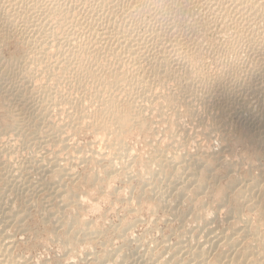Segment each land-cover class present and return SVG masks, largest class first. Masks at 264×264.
<instances>
[{
    "label": "bare ground",
    "instance_id": "6f19581e",
    "mask_svg": "<svg viewBox=\"0 0 264 264\" xmlns=\"http://www.w3.org/2000/svg\"><path fill=\"white\" fill-rule=\"evenodd\" d=\"M23 1L0 0V43L8 27L20 16L28 24L41 12L45 18H38L37 28L45 27L47 21V25L54 22V28L51 40L48 35L49 41L41 42L31 55L18 52L6 61L8 57L3 59L0 53V183L6 184L4 189L0 186V264H34L31 255L17 251L16 237L9 232L12 225L17 230L25 227L33 206L52 233L58 232L54 226L58 224L65 226L66 232L68 226L88 237L98 235L77 216H67L69 208L80 209L79 199L61 182L65 174H76L74 161H86L90 156L87 152L91 146L86 145L89 149L85 150L83 145L69 143L71 136H77L74 133L83 130L96 134V139L99 136L104 145V149L93 150L90 164L104 169L106 178L137 177V183L144 185L140 198L152 201L154 209L167 211L169 217L177 218L182 224L174 243L163 236L160 242L153 240L154 245L152 242L142 245L143 250L127 243L106 246V252L95 259V264H264V222L258 221L262 224L255 226L243 216V209L249 204L264 217V184L260 177L247 179L236 174L240 157L230 149L234 143L244 142L264 155L261 151L264 117L248 122L240 118L237 110L242 89L245 93L263 89L264 80L258 78L261 83H253L252 76L264 79V0H31L32 4L26 0L31 5L28 11L32 16L27 10L21 14L20 8H16L19 4L23 7ZM181 100L184 109L178 112ZM200 107L205 114H198ZM180 114L194 119L195 128H199L195 134H192L195 128L188 129L190 126L186 127L182 121L187 116L182 119ZM155 120L161 124L172 121L173 126H167L170 133L166 134L168 138L173 135L175 140L170 138L172 146L168 151L161 149L160 144L152 147V156L135 172V163L130 162L132 151L122 134L132 128L151 131V122ZM200 136L204 137L205 142L201 137L203 145L207 143L205 155L194 158L189 152L177 151L189 145L188 138ZM30 141L46 156L39 158L38 164L28 161L30 164L25 165V160L23 163L17 160L16 164L13 159L20 156V148L26 151ZM8 147L14 150L10 152ZM169 150L175 152L167 157ZM26 172L37 176L23 178L26 184L22 179L25 186L20 187L25 190V196L31 194L29 198H32L39 189L47 191L44 199L34 200V205L32 201L17 204L14 197L10 199L11 194L18 200V195L22 197L18 192L20 187L16 186ZM221 173L228 177V183L220 190L216 203L219 206L214 208L226 206V223L221 227L206 225L202 235H197L194 229V233H188L185 228L188 221L206 222L201 211L213 207L204 198L216 192ZM98 177L93 171L88 180L96 183ZM189 202L198 204L189 207L186 204Z\"/></svg>",
    "mask_w": 264,
    "mask_h": 264
},
{
    "label": "rangeland",
    "instance_id": "374dc122",
    "mask_svg": "<svg viewBox=\"0 0 264 264\" xmlns=\"http://www.w3.org/2000/svg\"><path fill=\"white\" fill-rule=\"evenodd\" d=\"M25 1L21 2V3H24L23 4V7L21 6L22 4H19L16 7L18 9L20 8L19 9L20 10V13L22 12L21 14L25 13L26 10L27 11L28 10L30 11V8H31V5L29 3L32 4V1L31 0H29V1L27 0L29 2L28 3L26 1L28 4ZM25 4H26L27 7L25 6ZM29 5H30V7H29ZM23 8L25 9V11H24ZM18 9H17V11H19ZM21 10H23V11H21ZM29 11H28V13L27 12L26 13L28 15H31V14H29ZM40 13L41 12H37L38 15ZM37 14L34 15L33 18H31L32 19L31 22L33 23V26H31V27H30V23L31 22H29L27 24L25 21H23L24 20V19H22L23 17L20 16L17 19V21L15 22V24H13L14 27H13V25H11L10 27H8L9 29L7 28L8 30H6V32H8V33L6 34V37L4 38L5 41L3 40V42H1L3 45H1V43H0V45L2 46V47H0V49H1L0 50V53H1V56L2 57L4 56L3 59L6 58V57H8L5 60L6 61L8 59L10 60L11 57H13V56L16 55L14 53H17V55L19 53L20 54L24 53L26 55H28L30 53V55H31V54H33V52L35 51V49H37L43 42H46L49 37H50L49 39L51 40V37H52L51 36L52 35V31L51 30L54 28V26H53L54 22H53V24H51L52 23L51 22L49 25H47V22H48L47 21L44 24L45 27L44 26L43 27L40 26V28H37V27H39V24H40L38 22V20L41 19V18H45V17H42L41 16L43 13H41L40 16H38V17H37ZM28 15H26V16H28ZM43 15H45V14H43ZM24 22L26 23V25H29V27L28 26H25V23ZM43 22H45V20ZM43 22H41V23H43ZM22 23H24V24H22ZM32 23H31V25H32ZM36 23H39V24L36 25ZM34 25L36 26V28H35L36 31H34L35 30L34 29V27H35ZM48 26H49V29H50V30L48 29L49 30V33H47L48 30H46V28H48ZM11 27H12L13 30H10ZM27 27H28V29H27ZM45 30H46V34H45ZM56 30H58V29H56ZM58 31H60V29ZM58 31H56V32H58ZM30 33H31V36H30ZM37 33L39 34V37H36V35H38ZM41 34H42V36H43V34L45 36L42 37ZM56 34L57 35L58 34L60 35V32H58ZM8 35H9V37H8ZM48 35H49V37H48ZM35 37H36V43H34L35 42ZM46 37H47V39H46ZM26 38H27V40L29 42H27ZM39 38H41V39L39 40ZM37 39L40 42L37 41ZM42 39L43 40L45 39V40L43 41ZM23 40H24V42L26 41L25 42L26 44L24 42L23 43L21 42ZM30 40L31 41L34 40L32 44H31V41ZM4 42H7V43H4ZM37 42H38V44H37ZM18 44H20V45H18ZM9 45H10V48H9ZM32 45H33V47H32ZM19 46H22V47H19ZM30 46H31V48H30ZM23 47H25V48H23ZM32 48H33V50H32ZM18 49H19V51H18ZM30 49H31V52H30ZM254 76L255 75L252 76V79L254 80L253 83H256V82L257 83H261L259 81V79H262V81L264 80L261 76H257V77L256 76L254 77ZM52 82H53V80H52ZM262 83L263 84H261V85L264 86V82H262ZM153 85L156 86V82H153ZM263 86H261L263 89L260 88V91L259 90L255 91V93L257 92L258 94L260 92V94H259L260 95L259 96L260 98L258 97V94H255L254 92H252L250 90H246L245 89L247 94L244 92L243 89L241 90V92L239 94V97L241 98V100L238 97L239 103L237 105V110H239L238 111V114H239L240 118H242L243 120L248 121V122H251V121H257L259 117H264V112L261 111V110H264V103H263V101H264V99H263L264 98V87ZM156 89H158V88L156 87ZM157 91H159L160 93H162V91H160V90H156L155 91V89H154V92H157ZM261 91L263 92V94H262ZM159 92H157V93H159ZM242 93H243V95H242ZM244 94H246V95H244ZM251 94H252V97H251ZM261 96H263V97H261ZM254 97L256 98V100H255ZM251 98L253 100H251ZM257 99L259 100L258 102H257ZM240 101H243L244 105L245 104L246 105L244 106L242 102H241L242 104L240 103ZM250 101H252V102H250ZM181 103H183L182 100L178 104H181ZM252 103H254V104L252 105ZM249 104H250V106H249ZM181 105L178 108L179 109L181 107L182 108L180 110L177 109L178 112H180L181 110L184 109V107H183L184 104L182 106ZM260 105H263V106H261V107H263V109H261ZM246 106H248V108H249L248 110L245 109ZM253 107H254V110H253ZM200 108H201V110H200ZM200 108H198V114L199 115L200 114L201 115L202 114H205L204 108H202V107H200ZM241 108L243 110H245V112H243V110ZM246 110H247L248 113L250 111V113H249L250 115L248 113H246ZM256 110H258V113H257ZM251 111L254 112V113H252ZM1 112L2 111H0V118H2V116H1L2 113ZM261 112H262V115H261ZM256 113H257V115H256ZM246 114H247V116H246ZM252 114H254L255 117ZM183 115L184 116H182V114H180V118L183 119V117L185 118L187 116L186 119H183L182 120L184 123L186 122L185 123L186 125L185 124L184 125L186 127L187 126H190V127H188V129L190 128V129L193 130L195 128V121H194V119L191 120L192 118L190 116L185 115V114H183ZM242 115H243V117H241ZM259 115H261V116H259ZM252 116H253V118H252ZM248 118L250 119V121H249ZM167 121L168 120H166V122ZM166 122H162L163 124H161V122H159V121H157V122H156V120L155 121H152L151 122L152 123L151 124V126H152L151 129L153 131L152 130L151 131L149 130L150 132L149 131L142 132V131L138 130L137 128H132V129H129V130L125 131L122 134L123 135L122 136L123 141L125 142V140H126V142H125V143H127L126 145L132 151V154H131L130 157L133 158V159H131L129 157V158H127V160L129 159V161H130V159H131L130 162H134L135 163V167H134L135 168V172L136 171L137 172L140 171L141 166H143V165H145L147 163L146 161H148V159L153 154L152 147H155L156 148L155 145L158 144L157 147H160V145H161V149H163L164 151H168L169 147L171 149V146L172 145L170 143V140H171L170 138L173 135L171 136V134H170V136L168 138V135L169 134L167 135L166 133L169 132V131H167L168 130V127L170 125L173 126V124L171 123L172 121H170V120L168 121L169 124H168V122L167 123ZM193 122H194V124H193ZM154 124H156V127H155ZM164 124L166 126H164ZM153 125H154V127H153ZM191 126L194 127V128H192ZM198 129L199 128H195L192 132H194V131L196 132ZM195 132L192 133V134H195ZM88 133H90V134H88ZM124 134H126V135H124ZM74 135H77V136H74ZM74 135H73L74 138L72 136L69 138V139H72V140H69V143H70V141H72L71 142L72 144L70 143L71 145H75V144L78 143L77 145H79L81 147L83 145L82 148H85V150H87L86 147H88V146L89 147L91 146V147H90V149L88 147V149L90 150V152L88 151L87 153H88V156L89 155L90 156H89V158L86 161L85 160L84 161H81L80 160L79 163H78V161H74L72 163V165L74 164V166H73L74 168H76V166H77V168L75 170V173L76 174L74 176H68V175L65 174L64 175L65 177L64 176L62 177L63 180L61 179V182H63L62 183L63 184L62 186L63 187H67L69 189L71 188L70 190L72 192H74L77 195L78 199H79V208L80 209L69 208V211H68V215L67 216L70 217V218H72L74 216H77L82 222H84L86 224L88 223V225L90 226V229L92 231L96 232L98 235H92V237L90 235L88 237V236L84 235L82 232H79L77 228L71 229L68 226H66V228H68L69 230L66 232L65 231L66 230L65 229V226L58 225V224L54 225L56 228H58V232L57 233H52L50 231V229H49V225L47 223H44L42 221L41 216L37 213L38 212L37 211V208L35 206H33L34 203H35L34 200H36V201L41 200L42 197H43L42 199H44L46 197L45 196L46 194H44V193H46L47 191L46 190H43L44 191L43 192L41 189H39L38 191H36L37 194L34 193L35 194V196H34L35 198L34 197L29 198L31 194H28V193H26V195L27 194L28 195L25 196V192H24L25 190L23 189L24 188L23 186H25L26 180H24V179H26V177L34 174V173L31 174V172L29 174H27V172H26L24 174L21 173V174H23V175H21V178L19 177V183L21 185L18 184L19 186L18 185L16 186V187H20V186L23 187V188L20 187V189H22L21 191L18 188V192H20V195H22V197L18 195V198H19V200H18L17 199V196H15V195L13 196L12 194L10 195V199H12V197H14L15 199L13 198L14 199L13 201L16 202V200H17V202H16L17 204H20L21 202H24V201H29V202L32 201V202H30L31 204L34 202L33 205H32L33 208H31V210H30V213L31 212L32 213L29 214L28 220L25 221V223H26L27 226L25 225V227H23L22 230L21 229H18L17 230V226H15V227H14V225H12L13 227L10 226V227L13 228V229L10 228L11 231L9 230L10 235H12L14 233V235H12V237H14V238L16 237L15 240L17 242V251L19 253L25 254L26 256H28V255L30 256L31 255L30 256V259H31L32 262H34V264L35 263L36 264H38V263L39 264H48V263L49 264H57V263L58 264H70V263H72V264H95L96 263L95 262L96 261L95 259L97 257H99L101 254H103V253L106 252V250H107V247L106 246H108V248L118 247V246H121V245H125L126 246V243H127L131 247L133 246V247L139 248L140 250H143V249H141V248H144V246H142V245H146L149 242H152V244L154 245L156 242H158V241L160 242V240L162 238H164V237H167L170 240V243L176 242V240L178 239V236H179V233H178V230L177 229L179 228V224H180V227L182 226V224L179 222V220L177 218H176L177 219L176 220L175 218L169 217L170 214L168 216V212L167 211H164L162 209H158V210L154 209L153 208L152 201L148 200V202H147V201L142 200L140 198V195L143 192L144 185L142 186L139 183H137L138 182V181H136L137 180V177L133 178L134 180L133 179L130 180V178H126V177H123V176H118L119 178L118 177L106 178V175L104 173V169H101L99 167V165L94 166V165H92V164L89 163L90 161H88V160L91 159L90 157H91V154H92L93 150H99V149L101 150L102 148L104 149V147H103L104 145L101 144V142L99 140L100 139L99 136H98V139H96L97 138L96 134H93L91 132H88V130H85V131L83 130L81 132L80 131H77V133H74ZM166 137L168 138V141H167ZM201 137L202 136H200L199 139H197V138L196 139H193L191 137L188 138L189 140H187V142H188L189 145H187L185 148L184 147L179 148L177 151L180 152V153L182 152V154H185V153H188L189 152V154L192 155L194 158H197V157H200V156L205 155V153H204L206 151L205 148H207V146H205V145H207V143H205L203 145V143L205 142V140H204V137H202V139L204 140V142H203V140L201 141ZM172 138L175 140L174 137H172ZM73 139H74V141H73ZM95 139L98 142H96ZM194 141H195V145H194ZM191 142L193 144H191ZM199 142H200V144H201V146L203 148L205 147L204 148L205 150L201 146H199ZM232 142H235V141H232ZM31 143L32 142L30 141L29 147L26 148V151H25V148H23V147L20 148L19 147L21 149V150H19L20 156H22L21 155L22 152H23L22 153L23 156L24 155L25 156L24 157L23 156L20 157L19 155H17L18 157L16 156L15 159H13V161L16 164L18 163L17 160L19 161V163H23V161L25 160L24 161V162H26L25 165L30 164L29 162H32L31 163L32 165L33 164H38V162L40 163V161H41L39 158L42 159V157L46 156V154H43L44 153L43 150H41L37 145L33 146ZM99 144L102 145V146H100ZM196 144H198V146ZM230 144L232 145L233 143H230ZM234 144H233L234 146L233 145L230 146V149L232 148L231 150L233 151V153L239 154V155H236V156L240 157L239 158L240 159V164L238 165V171L236 172V174H238V175L240 174V177H244V178H247L248 177L247 179H250V177L251 178L252 177L253 178L260 177L261 180H262L261 184L263 185L264 184L263 183L264 182L263 181V179H264V177H263L264 176V172H262V169L264 168L263 167L264 165L260 161L263 160L262 162L264 163V159H262V158H264V155H261L260 153L258 154V152H255V149H254L253 146H250L249 147L248 144H245L244 142H242V143H240V142L238 143L237 142L238 145H236V143H234ZM86 145H88V146H86ZM245 145H247L249 148L247 146H245ZM37 147H38V149H37ZM92 147H93V149H92ZM251 147H253L254 151H253V149ZM12 148L9 149V147H8L7 149L9 151L10 150L12 151ZM22 149H23V151H22ZM36 149L38 151H40V152H36L37 151ZM181 149H184V150L181 151ZM13 150H14V148H13ZM184 151H185V153H183ZM261 151L264 152V149L261 150ZM170 152H172V153H170ZM173 152H175V150L174 151L173 150H169V152L167 154V157H168V155L170 156V154H171V156H173V154H174ZM253 152L254 153H257V154L255 155ZM31 153L33 154V156H31ZM28 154H30V155L27 156ZM42 154H43V156H42ZM251 154H252V156H251ZM253 154L255 156H253ZM39 155H40V157H39ZM259 155H260V157H259ZM36 156H37V158H36ZM108 156H110V155H108ZM195 156H197V157H195ZM261 156H262V158H261ZM134 157H135V159H134ZM20 158L22 160H20ZM241 158H242V161H244V162H241ZM260 159H262V160H260ZM87 161H88V165H87ZM134 163H132L133 166H134ZM258 166H259V168H257ZM261 167H262V169H261ZM93 171H96L98 173V175H99L98 180L96 181V183H93L91 181L89 182V180H88V177L90 176V173L93 172ZM217 172H219V171H217ZM220 175L223 176V173H221ZM36 176H34V178ZM222 176H219V178H218L220 181H216V183L218 182L217 184H219V183L220 184H219V186L217 184L215 185L216 192L214 191L212 193V195L214 193L215 194L213 196L212 195L209 196L208 197L209 199L208 198H204L205 201H206V203L209 202L208 204H210V205L212 204L211 206L213 207V208H211L209 210L207 209L205 211H201V218L202 219L206 218V222L200 223V222H197V221H194V220L193 221L190 220L191 221V223H190V221H188V223L186 225H188L189 228H188V226H185V228L187 227L186 228V231L188 233L192 234L195 231H197V232H195L197 235H199V234L202 235L204 233V231H205L204 230V227L206 225H208V226H213L214 225V227H218L217 225H219L221 227V226H224V224L226 223V220H225L226 219V216H227L226 206H224V207L222 206V208L220 207L217 210L214 208V207H218L219 206V204H216V203H218V201H219L217 198L221 194L220 193V190L223 189L222 187H225L227 185V183H228L227 182L228 181V177L225 176V175L223 177ZM121 177L123 179H121ZM22 179L25 182L22 181ZM47 179H49V176L47 177ZM127 179H129V180H127ZM0 186H1L2 189H4L5 188L4 186H6V184H3V185L1 184ZM7 187L9 188V185ZM218 187H219V190H218ZM39 192L41 194H38ZM262 192H263V190H262ZM217 193H219V194H217ZM42 194H44V195H42ZM36 195H37V198H36ZM259 196H262V193H260ZM38 197H39V199H38ZM24 198H26V199L24 200ZM212 198H215V200H217V202H215V201L212 202V200H213ZM27 199H29V200H27ZM186 204L189 207H191L192 205L194 206L195 204H198V203L196 202V203L190 204V202H189V203H186ZM186 204H185L184 207L185 208H189ZM56 205H58V204H56ZM50 206L53 207V203ZM245 206L246 207H244V209L245 208H247V209L245 211L243 209V213H244L243 216L246 217V218H248V220L251 222V224H253L252 222H254L253 225H255V224L258 225L259 223L262 224L261 223L262 221L264 222V220H263L264 217L261 218L260 217V214L257 213L258 211L250 208L251 206H249V204H247ZM249 208H250V210H249ZM257 215H259V216H257ZM208 218H210L209 219L210 221L208 220ZM174 220H176V221H174ZM172 221H174V222H172ZM258 221H261V222H258ZM37 223H39V224H37ZM190 224H191V227H190ZM203 224H205V225H203ZM27 229H28V231H27ZM193 229L195 230L194 232H193ZM117 230L120 231V232H118ZM124 230H125V234H123V231ZM22 231H23V233H22ZM24 231H25V233H24ZM9 232H8V234H9ZM94 236H95V238H94ZM154 237H156L157 239L154 238ZM127 239H129V240H127ZM100 240H102V241H100ZM144 240H145V242H144ZM153 240L156 241V242H154ZM38 259H40V260H38Z\"/></svg>",
    "mask_w": 264,
    "mask_h": 264
}]
</instances>
